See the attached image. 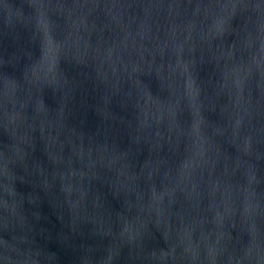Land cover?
Wrapping results in <instances>:
<instances>
[{"label":"water","instance_id":"obj_1","mask_svg":"<svg viewBox=\"0 0 264 264\" xmlns=\"http://www.w3.org/2000/svg\"><path fill=\"white\" fill-rule=\"evenodd\" d=\"M0 264H264V0H0Z\"/></svg>","mask_w":264,"mask_h":264}]
</instances>
